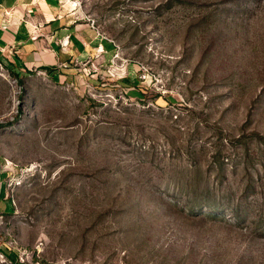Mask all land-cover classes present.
Wrapping results in <instances>:
<instances>
[{
	"label": "rangeland",
	"instance_id": "obj_1",
	"mask_svg": "<svg viewBox=\"0 0 264 264\" xmlns=\"http://www.w3.org/2000/svg\"><path fill=\"white\" fill-rule=\"evenodd\" d=\"M61 1L86 45L0 60V264H264V0Z\"/></svg>",
	"mask_w": 264,
	"mask_h": 264
},
{
	"label": "crops",
	"instance_id": "obj_2",
	"mask_svg": "<svg viewBox=\"0 0 264 264\" xmlns=\"http://www.w3.org/2000/svg\"><path fill=\"white\" fill-rule=\"evenodd\" d=\"M61 3L0 0V60L20 68L49 66L66 60L74 44L86 45L76 41L77 29L62 14ZM9 201L8 191L0 183V209H8Z\"/></svg>",
	"mask_w": 264,
	"mask_h": 264
},
{
	"label": "built area",
	"instance_id": "obj_3",
	"mask_svg": "<svg viewBox=\"0 0 264 264\" xmlns=\"http://www.w3.org/2000/svg\"><path fill=\"white\" fill-rule=\"evenodd\" d=\"M53 264V263H52Z\"/></svg>",
	"mask_w": 264,
	"mask_h": 264
}]
</instances>
